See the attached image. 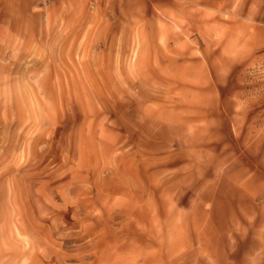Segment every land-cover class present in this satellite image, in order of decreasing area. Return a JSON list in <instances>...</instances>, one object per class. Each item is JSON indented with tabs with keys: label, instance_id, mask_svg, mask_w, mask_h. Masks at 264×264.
<instances>
[{
	"label": "rangeland",
	"instance_id": "1",
	"mask_svg": "<svg viewBox=\"0 0 264 264\" xmlns=\"http://www.w3.org/2000/svg\"><path fill=\"white\" fill-rule=\"evenodd\" d=\"M0 0V264H264V0Z\"/></svg>",
	"mask_w": 264,
	"mask_h": 264
},
{
	"label": "crops",
	"instance_id": "2",
	"mask_svg": "<svg viewBox=\"0 0 264 264\" xmlns=\"http://www.w3.org/2000/svg\"><path fill=\"white\" fill-rule=\"evenodd\" d=\"M16 1L15 0H8V3L6 6H4V14L11 20L14 19V17L12 16L11 11L15 8L16 6Z\"/></svg>",
	"mask_w": 264,
	"mask_h": 264
},
{
	"label": "built area",
	"instance_id": "3",
	"mask_svg": "<svg viewBox=\"0 0 264 264\" xmlns=\"http://www.w3.org/2000/svg\"><path fill=\"white\" fill-rule=\"evenodd\" d=\"M40 2H43V3H49L51 2L52 0H39Z\"/></svg>",
	"mask_w": 264,
	"mask_h": 264
}]
</instances>
